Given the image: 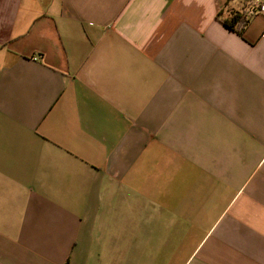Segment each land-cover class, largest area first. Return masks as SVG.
Wrapping results in <instances>:
<instances>
[{"label":"crops","instance_id":"0c3cea01","mask_svg":"<svg viewBox=\"0 0 264 264\" xmlns=\"http://www.w3.org/2000/svg\"><path fill=\"white\" fill-rule=\"evenodd\" d=\"M0 264H264V0H0Z\"/></svg>","mask_w":264,"mask_h":264},{"label":"trees","instance_id":"16d2710c","mask_svg":"<svg viewBox=\"0 0 264 264\" xmlns=\"http://www.w3.org/2000/svg\"><path fill=\"white\" fill-rule=\"evenodd\" d=\"M225 23L229 28L236 25V29L239 30L246 23V18L240 17L237 13H235L231 15L229 22L225 21Z\"/></svg>","mask_w":264,"mask_h":264},{"label":"built area","instance_id":"2783aa9c","mask_svg":"<svg viewBox=\"0 0 264 264\" xmlns=\"http://www.w3.org/2000/svg\"><path fill=\"white\" fill-rule=\"evenodd\" d=\"M259 9H261V5H259Z\"/></svg>","mask_w":264,"mask_h":264}]
</instances>
